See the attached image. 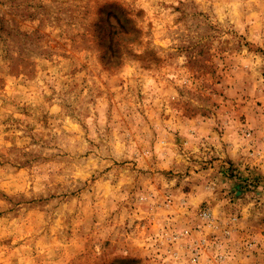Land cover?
<instances>
[{
    "label": "rangeland",
    "instance_id": "374dc122",
    "mask_svg": "<svg viewBox=\"0 0 264 264\" xmlns=\"http://www.w3.org/2000/svg\"><path fill=\"white\" fill-rule=\"evenodd\" d=\"M0 264H264V0H0Z\"/></svg>",
    "mask_w": 264,
    "mask_h": 264
}]
</instances>
